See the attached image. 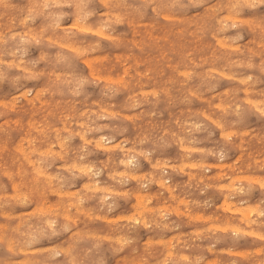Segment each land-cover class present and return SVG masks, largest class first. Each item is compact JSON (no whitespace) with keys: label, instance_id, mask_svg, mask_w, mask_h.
Masks as SVG:
<instances>
[{"label":"clouds","instance_id":"1","mask_svg":"<svg viewBox=\"0 0 264 264\" xmlns=\"http://www.w3.org/2000/svg\"><path fill=\"white\" fill-rule=\"evenodd\" d=\"M0 264H264V0H0Z\"/></svg>","mask_w":264,"mask_h":264}]
</instances>
